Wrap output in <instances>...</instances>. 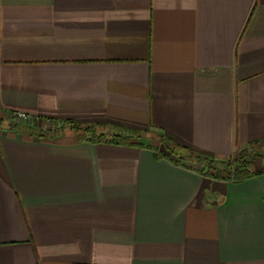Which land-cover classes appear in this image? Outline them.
Masks as SVG:
<instances>
[{"label": "crops", "instance_id": "crops-1", "mask_svg": "<svg viewBox=\"0 0 264 264\" xmlns=\"http://www.w3.org/2000/svg\"><path fill=\"white\" fill-rule=\"evenodd\" d=\"M0 110L143 144L0 122V264H264V159L151 143L264 152V0H0Z\"/></svg>", "mask_w": 264, "mask_h": 264}, {"label": "trees", "instance_id": "trees-1", "mask_svg": "<svg viewBox=\"0 0 264 264\" xmlns=\"http://www.w3.org/2000/svg\"><path fill=\"white\" fill-rule=\"evenodd\" d=\"M10 115L11 113L0 110V122H5L7 118L10 119ZM53 124V127L47 128L46 123L44 127H40L37 121H33V123H24V125L13 123L11 120L8 121L9 128L24 126L31 135L40 138L54 139L56 137H61L64 136L65 131L69 129L75 134L79 141L82 142H105L116 145L143 146L141 143L142 135L127 136L118 134L108 137L104 133H99L98 128H100V126L98 125H83L74 121H64L62 123ZM157 141L159 146L163 145L170 154L175 156V160L179 165L189 162L202 163L203 166H201L199 170L203 176L214 179L243 181L252 178L259 174L255 168L256 161L264 159V152L258 148V144H251L249 147L239 150L237 155L227 160H216L208 157H201L190 149L173 144L163 135H160Z\"/></svg>", "mask_w": 264, "mask_h": 264}, {"label": "built area", "instance_id": "built-area-1", "mask_svg": "<svg viewBox=\"0 0 264 264\" xmlns=\"http://www.w3.org/2000/svg\"><path fill=\"white\" fill-rule=\"evenodd\" d=\"M10 117H11L10 120L13 123L22 124V123H28V122L31 123L33 121L32 119H29L24 113H12Z\"/></svg>", "mask_w": 264, "mask_h": 264}, {"label": "rangeland", "instance_id": "rangeland-1", "mask_svg": "<svg viewBox=\"0 0 264 264\" xmlns=\"http://www.w3.org/2000/svg\"><path fill=\"white\" fill-rule=\"evenodd\" d=\"M22 124L24 125V123H22ZM25 125H26V124H25ZM5 126H6V127H8V124H7V123H5ZM15 128H18V127H15ZM19 128H23V127H19ZM98 131H99V132H100V131L102 132V131H104V130H103V129H100V128H98ZM152 138H153V140H152V142H151V143H152V144H158V141H157V139H156V136H155V137H153V136H152ZM164 149H165V148H164ZM170 155H173V154H170Z\"/></svg>", "mask_w": 264, "mask_h": 264}]
</instances>
